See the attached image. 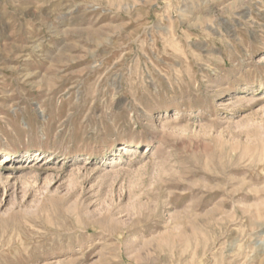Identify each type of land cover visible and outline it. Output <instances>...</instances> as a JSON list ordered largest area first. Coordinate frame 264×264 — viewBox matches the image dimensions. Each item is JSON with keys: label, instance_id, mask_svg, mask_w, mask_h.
I'll return each mask as SVG.
<instances>
[{"label": "rangeland", "instance_id": "1", "mask_svg": "<svg viewBox=\"0 0 264 264\" xmlns=\"http://www.w3.org/2000/svg\"><path fill=\"white\" fill-rule=\"evenodd\" d=\"M0 264H264V0H0Z\"/></svg>", "mask_w": 264, "mask_h": 264}, {"label": "bare ground", "instance_id": "2", "mask_svg": "<svg viewBox=\"0 0 264 264\" xmlns=\"http://www.w3.org/2000/svg\"><path fill=\"white\" fill-rule=\"evenodd\" d=\"M132 144H133V146H135V145H136V143H132ZM119 149H121V150H122V149H124V146H123V145H122V146H121V145H119ZM6 153H7V152H6ZM26 166H27V165H26Z\"/></svg>", "mask_w": 264, "mask_h": 264}]
</instances>
